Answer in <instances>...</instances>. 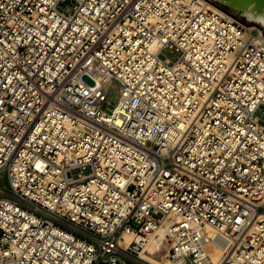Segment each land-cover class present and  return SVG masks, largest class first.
<instances>
[{"label":"built area","instance_id":"2783aa9c","mask_svg":"<svg viewBox=\"0 0 264 264\" xmlns=\"http://www.w3.org/2000/svg\"><path fill=\"white\" fill-rule=\"evenodd\" d=\"M0 176V264H150L161 226L169 264H264V29L213 0H0Z\"/></svg>","mask_w":264,"mask_h":264},{"label":"bare ground","instance_id":"6f19581e","mask_svg":"<svg viewBox=\"0 0 264 264\" xmlns=\"http://www.w3.org/2000/svg\"><path fill=\"white\" fill-rule=\"evenodd\" d=\"M246 17L249 20H256L260 21L264 25V14L263 15H256L255 13L250 12L247 10L244 12ZM164 226H161L156 229V231L149 236V241L144 249V251L141 253V257L150 264H169L168 262H162L156 258V252L160 251V242L163 240L164 236ZM131 240L130 237L125 236V244H127ZM219 258V255L215 254L213 255V259L217 261Z\"/></svg>","mask_w":264,"mask_h":264},{"label":"water","instance_id":"95a60500","mask_svg":"<svg viewBox=\"0 0 264 264\" xmlns=\"http://www.w3.org/2000/svg\"><path fill=\"white\" fill-rule=\"evenodd\" d=\"M219 5L224 6L235 14L239 15L243 19L247 20L250 23L256 24L264 29L263 23L256 20H249L244 12L249 10L256 15L264 14V0H213Z\"/></svg>","mask_w":264,"mask_h":264},{"label":"rangeland","instance_id":"374dc122","mask_svg":"<svg viewBox=\"0 0 264 264\" xmlns=\"http://www.w3.org/2000/svg\"><path fill=\"white\" fill-rule=\"evenodd\" d=\"M64 4L71 5V2H70V1H67V2H65ZM221 6H222V5H221ZM222 7H224V6H222ZM167 53H168V52H167ZM170 58H171L172 60L175 59L174 55H170ZM83 80H84L86 83L90 84V85L93 84L92 79H91L90 77H88V76H85V77L83 78ZM114 102H115V99H114V96H113V100L111 101V103L113 104ZM3 185L8 186V181H7L6 178L3 180V179L1 178V176H0V188H1ZM164 250H165V247L162 248L161 251L159 252V254L156 256V258H157L158 260L162 261L163 263H164V262H167V261L162 257V256H163V253H164Z\"/></svg>","mask_w":264,"mask_h":264}]
</instances>
